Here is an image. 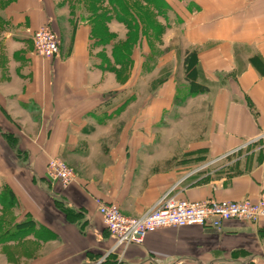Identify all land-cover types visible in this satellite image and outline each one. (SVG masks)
<instances>
[{"label":"crops","instance_id":"0c3cea01","mask_svg":"<svg viewBox=\"0 0 264 264\" xmlns=\"http://www.w3.org/2000/svg\"><path fill=\"white\" fill-rule=\"evenodd\" d=\"M181 1L184 11L177 7ZM54 2L0 0V197L7 187L16 200L0 201V262L264 264V219L229 221L220 231L161 228L122 253L111 249L114 241L96 202H114L125 214L140 216L171 189L190 200L264 194V46L250 42L264 38V0H168L181 40L211 39L203 52L191 44L183 52L198 56L196 81L206 89L187 100L203 98L205 123L194 127L198 136L186 144L150 134L149 117L163 116L164 97H155L154 107L150 97H78L96 77L89 23L72 26L66 20L60 54L36 55L33 33L54 26ZM200 5L207 8L198 10ZM209 6L225 12L211 19ZM234 11L244 25H234ZM165 13L158 16L167 20ZM234 47L243 57L238 66ZM213 53L217 57L210 59ZM175 77L166 84L175 88ZM175 99L167 108L175 110ZM150 152L157 157L150 159ZM52 158L74 167L77 178L70 186L48 177ZM6 209L20 216L10 223L1 215ZM24 215L35 232L23 234Z\"/></svg>","mask_w":264,"mask_h":264},{"label":"rangeland","instance_id":"374dc122","mask_svg":"<svg viewBox=\"0 0 264 264\" xmlns=\"http://www.w3.org/2000/svg\"><path fill=\"white\" fill-rule=\"evenodd\" d=\"M125 1L130 7L135 8V14L139 17L140 22H151L149 24L153 27L151 31H148L147 36L143 40L137 41L135 45H133V42H125L126 33L130 30L125 23L112 14L108 2L96 4V0H55V7L53 8L52 6L54 21L56 22L52 27L60 37L61 34L65 35L67 21L72 26L80 22H85L89 23L92 27L89 34L88 46L90 47L91 59L96 65V77L93 80L94 84L92 88L88 87L84 89V92H81L82 94L78 93V97H150V107L155 106L156 102L153 101L155 97H164L163 104L166 107H164L163 111L165 113L163 116L159 119L155 117L156 115L149 117L150 134L154 137L159 134L163 137V141H168L169 143L173 142L174 137V140L179 141V143L186 144L191 138L196 135L198 136V134L193 133L195 130L194 127L203 126L205 118H202L201 115L203 114L199 112V109L204 107L202 97L195 98L191 102L187 101L189 97H181L185 93L183 86L188 85L186 82L187 79L185 82L182 81L187 73L185 66L183 67L182 57L186 56V53L183 55V52L187 44H191L194 50L195 48H199L198 50L203 52L205 44L207 42L210 43L211 39L196 37V39H190L191 43H188L189 41L185 39L181 40L182 38L178 34L180 29H176L178 22L173 18V12L168 10L167 4H165L168 3V0H164L165 3H160L162 7H165L164 11L167 13V20L158 16L154 5L146 0ZM193 1L194 3L196 2V0ZM174 3L176 4V2ZM177 4L179 5L177 6L178 9L184 11L185 6L183 2L181 1L180 4L177 2ZM206 8V6L200 5L197 9L204 10ZM209 8L212 13V16L209 17L211 19L220 18L225 12L220 7L209 6ZM96 9L98 10L97 12ZM233 13L237 18L238 15L235 11ZM96 17H98V20ZM188 17L189 15L186 16V18ZM105 19H108V21ZM237 20L238 18L234 22L236 27L245 24L244 22H240L241 20ZM70 24L68 23V26H71ZM246 24L253 28L256 23L249 21ZM192 25H194V22H192ZM209 28L211 27L209 26ZM97 37H103L104 40L108 38L107 43L96 42ZM256 41L259 42L260 46H264V38H252L250 42L253 45ZM113 44L119 45V50L115 53L112 50ZM197 49L196 52L198 51ZM233 50L235 51L234 55L237 58L236 65L238 66V58L242 60L243 57L240 55L238 47H234ZM225 52L224 54H226ZM118 53H122V55L116 58L114 54L117 55ZM210 56H213L210 59L217 57L216 53ZM196 60L199 61L198 56ZM252 60L255 63L256 57ZM163 68L164 70H162ZM189 68L190 74L192 73L191 66ZM195 70L197 71L198 68L195 67ZM174 74H176L175 78L178 80L175 88H173L172 83L171 85L166 84ZM173 95H176L175 100L181 101V103L173 101L176 104L175 110L170 108V106L167 108V104H172L171 99ZM178 105L180 107H177ZM150 156L155 157L156 154L151 153L148 156L150 159H153ZM67 165L75 171L74 167L69 164ZM153 167V170L157 169L156 165ZM165 167L168 168L169 166ZM1 215L5 216L6 219H10V223L20 216L16 210L12 209L2 211ZM23 217L24 223H22L24 230L22 232L23 234H27L31 229H34V223L30 221L27 215ZM35 231L34 229L33 232ZM25 247H29L28 249L34 253L35 251L40 252V250L42 253H50V249H39L36 245H25ZM0 264L12 263L0 262Z\"/></svg>","mask_w":264,"mask_h":264},{"label":"built area","instance_id":"2783aa9c","mask_svg":"<svg viewBox=\"0 0 264 264\" xmlns=\"http://www.w3.org/2000/svg\"><path fill=\"white\" fill-rule=\"evenodd\" d=\"M36 55L53 59L61 50V39L50 25L33 33ZM48 177L70 186L77 173L59 158H52L46 166ZM103 223L114 243L112 250L126 252L133 245H144L147 237L161 228L197 226L220 231L233 220L258 222L264 219V194L258 199L241 200H190L179 197L171 189L140 216L125 214L114 202L96 199Z\"/></svg>","mask_w":264,"mask_h":264},{"label":"trees","instance_id":"16d2710c","mask_svg":"<svg viewBox=\"0 0 264 264\" xmlns=\"http://www.w3.org/2000/svg\"><path fill=\"white\" fill-rule=\"evenodd\" d=\"M147 2H150L154 5V8L156 10L157 15L164 14V8L162 7L160 3H165L164 0H146ZM105 2H108L110 4V9L112 10V14H114L118 19H120L123 23L127 25V28L130 30L127 33L126 36V41L128 43H132L135 45L137 41L143 40L147 36L148 31H151L152 26H150L151 22L143 23L140 22L138 19L139 17L135 14V11L132 7H130L129 4L125 0H96V4H103ZM167 4V3H165ZM134 7V6H133ZM98 10L96 9V12ZM113 15V16H114ZM98 20V17H96ZM108 21V19H105ZM98 22V21H97ZM143 26V27H141ZM107 39H103V37H97L96 42H101L103 44L107 43ZM113 52H117L119 50V45L113 44L112 46ZM115 57L119 58L122 53H118L117 55L114 54ZM195 61H196V53L194 51H188L186 53V56L184 58V66L187 70L186 73V79H187V86H183V89L185 90V93L183 94V97H189V96H194L199 93L205 92V86L197 82L196 80V70L194 71L195 68ZM189 66H191L192 73L189 74ZM182 100V99H181ZM178 101V100H176ZM181 103V101H178ZM0 201L3 204H16V200L14 198L13 192L9 188H5L2 191Z\"/></svg>","mask_w":264,"mask_h":264}]
</instances>
